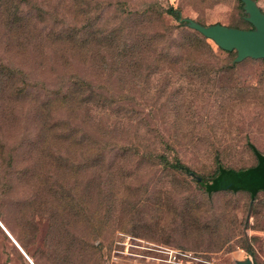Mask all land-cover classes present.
<instances>
[{"label": "rangeland", "instance_id": "obj_1", "mask_svg": "<svg viewBox=\"0 0 264 264\" xmlns=\"http://www.w3.org/2000/svg\"><path fill=\"white\" fill-rule=\"evenodd\" d=\"M19 1L44 16L19 40L0 26V212L32 262L264 264V192L207 196L196 182L217 159L254 164L248 142L264 152V60L231 68L211 40L214 55H160L188 31L161 10L244 29L239 1ZM145 9H156L151 22L123 20ZM55 10L84 49L50 45ZM115 42L148 51L117 58ZM74 74L97 94L85 108L53 101ZM175 158L194 175L171 169ZM0 264H30L1 228Z\"/></svg>", "mask_w": 264, "mask_h": 264}, {"label": "trees", "instance_id": "obj_2", "mask_svg": "<svg viewBox=\"0 0 264 264\" xmlns=\"http://www.w3.org/2000/svg\"><path fill=\"white\" fill-rule=\"evenodd\" d=\"M238 1L243 10L242 2L240 0ZM24 6H26V4H22L19 0H0V26H2L4 29L3 33L8 38H14V40L27 38L31 28H33L32 24L35 23V21L40 22L42 20L41 18H43V14L37 13L33 16L29 11L24 10ZM161 12L171 16L174 20L178 21V27L185 28L188 31L186 32V36L179 37L178 42H167L166 47L160 49V55L166 59L173 57L175 60H181L184 55H188L191 51L196 49H205L211 55L218 53L215 52L211 44L208 42L210 39L205 38L199 32L187 27L178 8L169 7L161 10ZM242 12L243 14L240 17V22L245 26L244 29L252 28L251 24L245 21V13L244 11ZM156 14V9L129 11L124 14L123 20H133L138 23L144 21L151 22ZM50 15H52L51 19L53 21L46 36L47 39L51 41L50 45L53 49L58 50L61 56L64 55L68 49L72 50V53L84 49L85 43L80 40L79 27L72 24H65L62 19V10L61 12L55 10L54 14L50 13ZM159 17L160 15H158V18ZM194 20L200 24L209 25L200 20ZM109 47L116 52L117 58L126 60L131 58V56L139 55V57H141V54H145L148 51L147 44H138L134 42H115L114 44L109 45ZM109 47H107L108 50L110 49ZM218 50L220 55H224L225 58L228 59L231 68L238 64L234 62L235 57H233V53L236 56L235 50L229 52L224 51L219 47ZM51 92L53 94V101L59 100L64 105L80 108L88 106L92 102L93 97L97 96L91 84L85 81L79 74L71 75L66 82L63 81L56 90H52ZM247 145L255 157L254 164L248 167L233 168L225 166L217 159L214 172L209 178L203 176L196 177L199 189H203L202 191L207 196H211L213 193L219 191H229L233 193L246 192L251 200H254L258 193L264 192V152L258 150L250 142H248ZM169 167L184 174L194 175L193 171L186 164L182 163L179 158H175L174 162L169 163ZM198 177L200 180H198ZM1 215L0 212V220L3 222L2 224H4V227L12 233V230L8 228ZM14 237L22 250L28 254L29 252L26 245L23 244L18 237ZM34 263L37 264L35 261ZM255 263L259 264L256 261Z\"/></svg>", "mask_w": 264, "mask_h": 264}, {"label": "water", "instance_id": "obj_3", "mask_svg": "<svg viewBox=\"0 0 264 264\" xmlns=\"http://www.w3.org/2000/svg\"><path fill=\"white\" fill-rule=\"evenodd\" d=\"M240 1L243 4L244 19L252 26L250 29H240L220 23L203 25L192 18H183V20L186 22L187 27L212 40L222 50L229 52L235 50V63H240L247 58L264 59V12L255 0ZM198 180H200L199 177ZM0 228L28 259L29 263L33 264L1 222ZM234 264L256 263L250 257H246L236 260Z\"/></svg>", "mask_w": 264, "mask_h": 264}, {"label": "bare ground", "instance_id": "obj_4", "mask_svg": "<svg viewBox=\"0 0 264 264\" xmlns=\"http://www.w3.org/2000/svg\"><path fill=\"white\" fill-rule=\"evenodd\" d=\"M20 251V250H19ZM28 257V256H27ZM26 258V257H25ZM29 258V257H28ZM27 259V258H26ZM30 259V258H29ZM28 260V259H27ZM31 260V259H30ZM32 261V260H31ZM33 264H35L34 262H32Z\"/></svg>", "mask_w": 264, "mask_h": 264}, {"label": "crops", "instance_id": "obj_5", "mask_svg": "<svg viewBox=\"0 0 264 264\" xmlns=\"http://www.w3.org/2000/svg\"><path fill=\"white\" fill-rule=\"evenodd\" d=\"M21 252V251H20Z\"/></svg>", "mask_w": 264, "mask_h": 264}]
</instances>
